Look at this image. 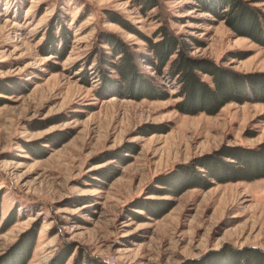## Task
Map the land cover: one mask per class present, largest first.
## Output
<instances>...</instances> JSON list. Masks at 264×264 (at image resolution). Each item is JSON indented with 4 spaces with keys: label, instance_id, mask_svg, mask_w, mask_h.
I'll return each instance as SVG.
<instances>
[{
    "label": "rangeland",
    "instance_id": "1",
    "mask_svg": "<svg viewBox=\"0 0 264 264\" xmlns=\"http://www.w3.org/2000/svg\"><path fill=\"white\" fill-rule=\"evenodd\" d=\"M157 1L144 11L136 0H0V212L1 221L15 211L17 217L0 233V255L31 231L36 243L27 264H49L69 245L65 264L78 257L185 264L226 245L264 248V178L179 196L148 194L154 178L176 164L224 144L258 146L263 102L184 114L175 108L181 98L175 80L149 65L144 69L169 98L97 93L99 34L116 33L134 48L145 44L114 14L149 36L162 25L184 35L192 56L239 72L264 71V45L238 36L196 0ZM248 1L264 11V0ZM55 17L69 29L64 57L41 49ZM106 169L119 176L103 184L98 176ZM136 199L173 206L155 218L134 209Z\"/></svg>",
    "mask_w": 264,
    "mask_h": 264
},
{
    "label": "trees",
    "instance_id": "2",
    "mask_svg": "<svg viewBox=\"0 0 264 264\" xmlns=\"http://www.w3.org/2000/svg\"><path fill=\"white\" fill-rule=\"evenodd\" d=\"M143 10L158 6L157 0H136ZM203 11H210L219 20H224L238 35L249 37L264 45V11L248 0H196ZM113 19L135 32L144 46L134 48L118 34L101 32L96 54V75L103 82L99 95L121 96L136 99H167L166 91L151 73L144 69L149 65L154 71L163 73L175 80L181 96L175 108L184 114H217L227 103H264V71L239 72L206 57L191 55V46L184 35L175 34L162 25L153 36L140 32L118 14ZM55 17L51 31L41 49L45 52L65 56L70 38L65 21ZM59 27V35L55 29ZM62 27V29H61ZM58 40L63 43L58 47ZM106 46V48H105ZM54 67L52 71H58ZM203 75L210 77L206 80ZM88 78V74L86 75ZM9 91V90H8ZM7 91V92H8ZM167 131V130H166ZM150 132H162L153 129ZM164 132V131H163ZM147 133L146 135H148ZM129 151H132L129 148ZM127 151V152H129ZM133 152V151H132ZM111 169H115L111 166ZM106 169L99 173L103 184L119 176ZM264 178V141L256 147L222 145L193 158L188 163L176 164L166 173L156 176L148 186V194L179 196L191 188L208 190L215 183L255 181ZM100 179V180H101ZM102 184V185H103ZM100 185V186H102ZM170 200L136 199L134 209H142L149 216L160 218L173 206ZM140 216L139 214H136ZM135 215V216H136ZM16 211L1 221L0 233L16 221ZM36 243L35 232L20 235L6 252L0 255V264H27ZM73 253L71 245L60 250L49 264H65ZM78 257L74 264H102L89 259L86 263ZM185 264H264V248L246 245L234 247L226 245L218 251L209 252L199 260Z\"/></svg>",
    "mask_w": 264,
    "mask_h": 264
}]
</instances>
